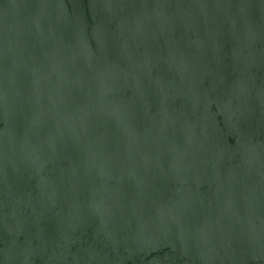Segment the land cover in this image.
Listing matches in <instances>:
<instances>
[{"label":"water","instance_id":"water-1","mask_svg":"<svg viewBox=\"0 0 264 264\" xmlns=\"http://www.w3.org/2000/svg\"><path fill=\"white\" fill-rule=\"evenodd\" d=\"M0 264H264V0H0Z\"/></svg>","mask_w":264,"mask_h":264}]
</instances>
